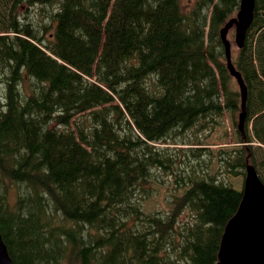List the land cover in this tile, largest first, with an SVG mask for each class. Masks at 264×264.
<instances>
[{
	"label": "trees",
	"instance_id": "16d2710c",
	"mask_svg": "<svg viewBox=\"0 0 264 264\" xmlns=\"http://www.w3.org/2000/svg\"><path fill=\"white\" fill-rule=\"evenodd\" d=\"M241 1L193 0L188 8L180 0H28L18 11L25 0H0V24L11 20L15 35L10 44L0 39V233L13 264H218L247 168L264 183L251 147H264V0H256L244 48L232 53L248 91L244 133L221 36ZM31 15L49 21L50 37L27 36ZM116 98L121 105H111ZM239 111V152L219 158L205 139L226 115L236 123ZM117 113L148 142L181 147L187 171L202 167L178 179L195 216L184 242L165 254L163 226L128 195L151 181V170L174 174L173 156L136 135L99 141ZM183 130L187 140L169 143ZM216 160L221 172L211 175ZM223 175L245 177L243 188Z\"/></svg>",
	"mask_w": 264,
	"mask_h": 264
},
{
	"label": "rangeland",
	"instance_id": "374dc122",
	"mask_svg": "<svg viewBox=\"0 0 264 264\" xmlns=\"http://www.w3.org/2000/svg\"><path fill=\"white\" fill-rule=\"evenodd\" d=\"M180 1L184 7L191 8L193 5V0H180ZM113 2L111 3V5H113ZM17 3L18 1H16L14 6ZM25 6H29L28 0H25V3L19 7L18 11L24 10ZM38 9H40V7H38ZM56 11L58 10L56 9ZM23 21L25 22V19H23ZM134 23L135 21L130 22V25L133 28H135ZM24 26L28 32L27 36H31V34L34 33H37L41 37L51 36V32L48 28L49 21L44 17L38 15L37 16L31 15V18L28 19L27 24ZM24 26H20V28L23 29ZM41 29L43 30V32L39 31ZM12 31L13 30L11 27V20L7 21L5 24H0V39L10 44L11 39L13 38V36H15ZM228 39L231 42L232 53L234 56H236L239 52V49L236 46V42H235V28H233L229 32ZM6 73H2V72L0 73V83L3 85H4V76ZM83 79L89 81L87 77H83ZM96 79H97L96 76L90 78V80L93 82H96ZM151 83H152V78H148L146 80V84L150 86ZM118 89L122 90L123 86H120ZM3 97L4 94L0 96L1 103ZM115 104L118 105L120 104L117 98L115 99V103H111V105H115ZM240 112L241 111H239L237 114L236 123L228 115H226L224 118L225 120L222 123L221 127L216 129L211 135H209V137L205 139L206 144L211 146L210 149L214 153H218L219 158L221 156L220 152H223L222 150L230 151L228 154H238L239 152V149H237L238 147L236 146L237 137L235 130L238 131ZM80 116L81 115H77L75 119ZM52 118L45 117V120L49 121ZM109 120L113 124V130L111 131L108 124L105 123L104 128L100 130L98 133L99 141L108 144L109 142H111V140L114 139L115 132L120 141H121L120 136H124L128 139L133 137L134 140H136L135 137L136 135L142 140V142L156 146V148L159 149L167 148L168 154L173 156L172 158L175 162V165L173 166L174 174L169 173L168 171H164L163 173H157L154 172V170H151L153 174L151 181L143 189L137 190L133 195H131L130 193L128 195V201L141 203L142 211L144 212V214L149 215L148 213L154 212L153 216L155 218V222L163 226L162 234L158 236L164 241V243H161V247L163 250L160 253L165 254L169 250L168 248L169 243L175 242L176 244H182L184 242L186 235L188 234L189 227L191 225V220L195 216V213L192 212L189 208H187L186 205L182 202V196L183 193L186 191L187 186L184 184H178V179H180V175L185 177L190 176L192 178L198 177L195 176L194 174L199 171L201 172L202 167L197 166L196 170L192 169L194 172L187 171V169L185 168V166L188 164L187 158L184 156L182 149H180L181 147H176L173 145L167 146L164 144H159V142L156 141L150 143L147 141V139L141 138L137 134L135 125L133 124L132 120L127 119L126 115H122L120 113H117L116 115H109ZM128 122L130 124H128ZM252 126L253 123L251 122L248 126L249 132H252ZM72 128H74V126H72ZM150 131L155 132V127L153 129L150 128ZM188 133L189 132L185 134V130H183L181 132V135L177 136V139L171 137L170 139H168V141L169 143H174L175 141L187 140L186 136ZM258 146H259L258 144H251L253 151L258 153V156L260 157L261 161L264 163V151H262L264 150V147L258 148ZM249 156H251V151ZM191 163L194 166V163L193 162ZM219 163L220 162L216 160V162L210 167V170L207 171L211 175L214 174L220 175L221 170L219 168L220 167ZM142 173L145 174L146 170L143 169ZM221 179L223 181H228L232 185V187L239 190L243 188V183L245 181V177L243 176L229 177L228 175H223L221 176ZM184 182L187 183V181ZM123 199L124 196H122V200ZM137 230L142 231L143 227L142 226L138 227ZM84 232H85L84 234L85 237H89L90 234L91 236L97 235V234H92L87 229H84ZM62 264H78V263L75 260H72L71 262L64 260Z\"/></svg>",
	"mask_w": 264,
	"mask_h": 264
},
{
	"label": "water",
	"instance_id": "95a60500",
	"mask_svg": "<svg viewBox=\"0 0 264 264\" xmlns=\"http://www.w3.org/2000/svg\"><path fill=\"white\" fill-rule=\"evenodd\" d=\"M254 8H255V0H242L241 11L238 15V19L231 20L224 28L225 30L223 29L224 39L228 45V49L226 50L228 67L229 64H232V62H231V47H230V43L227 41V33L234 25H236L237 44L239 47H243L246 32L250 28L254 19ZM222 31H221V35H222ZM231 68H232L231 74L234 77H237L239 80L241 86L240 87L241 92L244 98L243 101L246 103L247 100L246 85L242 79L241 74L235 70L233 65H231ZM240 116L242 123L241 126L243 127V133H244L245 114H240ZM250 169L253 168H249V175L247 178L246 190L241 208L237 216L231 220V222L226 228V233L224 235L221 251L219 254L220 264H264V226H263L264 213H262V211L264 212V185L258 180L256 174H255V178L253 180H250ZM255 202L261 203L263 205V209L258 208L257 210H255L252 222L249 225H247V227L245 228V222L247 218H249L253 209L251 203H255ZM243 212H244V220L241 221L240 214ZM0 264H13V261L9 255L8 248L3 240L1 233H0Z\"/></svg>",
	"mask_w": 264,
	"mask_h": 264
},
{
	"label": "bare ground",
	"instance_id": "6f19581e",
	"mask_svg": "<svg viewBox=\"0 0 264 264\" xmlns=\"http://www.w3.org/2000/svg\"><path fill=\"white\" fill-rule=\"evenodd\" d=\"M241 5H242V1H241ZM255 8H256V0H255ZM255 8H254V13H255ZM240 11H241V6H240V10H239V12H238V14H237V16L235 17V18H233V19H238V15H239V13H240ZM232 19V20H233ZM231 21V20H230ZM229 21V22H230ZM228 22V23H229ZM253 22H254V19H253ZM253 22H252V24H253ZM227 23V24H228ZM226 24V25H227ZM252 24H251V26H252ZM251 26H250V28H251ZM226 27V26H225ZM224 27V28H225ZM223 28V29H224ZM233 28H235V42H236V46L238 47V49L239 50H242L243 48H244V45H245V41H246V36H247V33H248V31H249V29L247 30V32H246V36H245V40H244V45H243V47H239L238 46V44H237V40H236V25H234L229 31H228V33H227V41L230 43V47H231V62H232V64H229V70H230V73L232 72V68H231V65H233L234 66V64H233V60H232V46H231V42L229 41V39H228V34H229V32L233 29ZM225 30V29H224ZM224 30L222 31V41H223V44H224V46H225V49L227 50L228 49V45H227V42L225 41V39H224ZM226 59H227V53H226ZM227 63H228V61H227ZM234 68H235V70L238 72V73H240L237 69H236V67L234 66ZM241 74V73H240ZM231 76L236 80V82H237V84H238V86H239V88L241 87L240 86V83H239V80H238V78L237 77H234L232 74H231ZM241 76H242V74H241ZM242 79H243V76H242ZM243 81H244V79H243ZM245 83V82H244ZM246 85V84H245ZM246 89H247V86H246ZM240 91H241V88H240ZM241 94H242V92H241ZM243 94H242V113L241 114H245V120H246V105H247V100H248V91H247V100H246V103L243 101ZM241 116H240V129L243 131V127L241 126ZM249 168H253V169H250V180H253L254 178H255V174H256V176H257V178H258V180L264 185V183L260 180V178H259V176H258V174H257V172H256V170H255V168L253 167V166H249L248 168H247V178H248V175H249ZM254 171H255V173H254ZM247 178H246V183H247ZM246 183H245V190H246ZM244 195H245V192H244ZM243 200H244V196H243V199H242V202H243ZM242 202H241V204H240V207H239V209H238V211H237V213H236V215L232 218V219H234L236 216H237V214H238V212H239V210H240V208H241V205H242ZM248 203V202H247ZM251 205H252V207H253V209H252V212H251V214H250V216H249V218H247V220H246V222H245V228L247 227V225H249L251 222H252V219H253V215H254V212H255V210H257L258 208H261V209H263V205L261 204V203H259V202H255V203H251ZM248 206V205H247ZM262 213H264L263 211H262ZM247 215V214H246ZM246 215H245V217H246ZM261 215V214H260ZM231 219V220H232ZM261 219V218H260ZM231 220L229 221V223L231 222ZM240 220L242 221V220H244V212L243 213H241L240 214ZM229 223L227 224V226L229 225ZM227 226H226V228H227ZM264 226V225H263ZM226 228H225V232H224V235H225V233H226ZM250 228V227H249ZM239 230V229H238ZM237 230V231H238ZM234 233V232H233ZM224 235H223V238H224ZM255 237V236H254ZM223 238H222V241H223ZM245 238V237H244ZM253 238V237H252ZM247 240V239H246ZM222 241H221V246H222ZM259 242V241H258ZM251 245V244H250ZM254 245V244H253ZM221 246H220V251H221ZM254 247V246H253ZM248 249V248H247ZM220 251H219V254H220ZM241 252V251H240ZM262 252V251H261ZM263 253V252H262ZM247 255V254H246ZM252 255V254H251ZM249 256V255H248ZM240 258V257H239ZM260 258V257H259ZM243 259V258H242ZM218 260H219V262H218V264H220V258H218ZM250 260V259H249ZM256 260V259H255ZM260 261V260H259ZM248 263V262H247Z\"/></svg>",
	"mask_w": 264,
	"mask_h": 264
}]
</instances>
